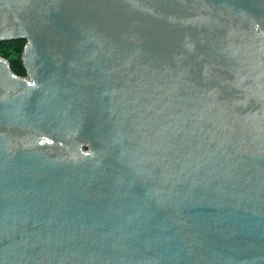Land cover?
Masks as SVG:
<instances>
[{
    "label": "water",
    "instance_id": "obj_1",
    "mask_svg": "<svg viewBox=\"0 0 264 264\" xmlns=\"http://www.w3.org/2000/svg\"><path fill=\"white\" fill-rule=\"evenodd\" d=\"M0 264H264V0H0Z\"/></svg>",
    "mask_w": 264,
    "mask_h": 264
},
{
    "label": "trees",
    "instance_id": "obj_2",
    "mask_svg": "<svg viewBox=\"0 0 264 264\" xmlns=\"http://www.w3.org/2000/svg\"><path fill=\"white\" fill-rule=\"evenodd\" d=\"M25 45V39L9 40L0 43V55L9 59L14 71L20 75L27 74L26 67L21 59Z\"/></svg>",
    "mask_w": 264,
    "mask_h": 264
}]
</instances>
